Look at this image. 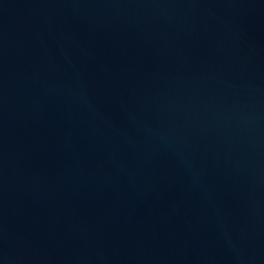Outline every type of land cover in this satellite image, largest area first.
Returning <instances> with one entry per match:
<instances>
[{
    "label": "water",
    "instance_id": "water-1",
    "mask_svg": "<svg viewBox=\"0 0 264 264\" xmlns=\"http://www.w3.org/2000/svg\"><path fill=\"white\" fill-rule=\"evenodd\" d=\"M0 264H264V0H0Z\"/></svg>",
    "mask_w": 264,
    "mask_h": 264
}]
</instances>
